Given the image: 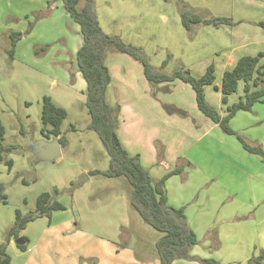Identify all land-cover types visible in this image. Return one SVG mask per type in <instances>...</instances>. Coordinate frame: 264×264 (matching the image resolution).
I'll return each instance as SVG.
<instances>
[{
  "label": "rangeland",
  "instance_id": "rangeland-1",
  "mask_svg": "<svg viewBox=\"0 0 264 264\" xmlns=\"http://www.w3.org/2000/svg\"><path fill=\"white\" fill-rule=\"evenodd\" d=\"M93 2L102 31L141 48L155 71L171 75L186 69L193 77H200L213 65L215 80L205 88L204 94L221 115L227 105L236 103L243 94V83L239 82L237 91L228 96L227 105L221 101V77L230 68L228 60L244 54L241 47L255 49L261 44L260 52H264V29L259 25L264 23V0ZM83 4L80 1L78 8ZM184 12L202 20L227 19L229 24L218 27L192 24L187 32L180 18ZM239 29H257L260 33L241 38L237 35ZM40 36L32 35L28 41ZM244 42L249 44L246 46ZM81 43L79 27L60 4L55 14V42L47 43L50 47L46 52H38V56L33 52L36 58L33 62L25 58L13 65L7 60L0 62L3 145L9 147L5 158L12 161L10 171L0 163V183L7 196L6 204L0 205V244L5 242L6 232L13 225L15 210H20L22 215L32 213L37 197L48 192L65 206L64 210L55 212L59 263L66 259L67 264H104L107 250L113 245L116 250H124L125 259L152 264L153 259L159 261L155 244L160 233L132 209L129 184L123 177L89 174L94 170L106 171L109 158L95 132L88 129L86 85L75 61ZM111 53L105 62L113 81L106 97L109 104L118 103L123 109L119 131L123 147L132 156L139 155L140 164L153 179L181 167L180 174L168 176L165 181L171 200L168 204L183 207L185 214L197 220L198 225L189 227L198 235L195 234L198 250L208 256L205 260L246 264L260 251L252 253L251 249L240 257L229 254L232 243L236 248L247 243L243 238L239 242L237 237L226 239L232 225H244L242 216L228 215V206L234 200L229 188L240 187L243 191L247 180L252 190L259 185L258 179L263 174L248 159L254 156L242 148L236 136L225 134L197 110L194 92L188 84L180 80L160 84L162 88L157 86L152 95L142 66L129 56ZM165 61L166 66L161 68ZM259 64L264 67V60ZM44 97L67 113L61 124L67 145L61 147V156L53 162L38 161L29 150L32 143L45 140L40 121ZM254 108L250 112H238L229 126L248 144L264 149V106L255 104ZM54 190H58V195L53 194ZM46 219L29 222L21 234L34 240L33 229L45 225ZM69 219L70 229L60 233L64 220ZM215 244L217 247L211 249ZM11 249L17 248L6 247L10 257ZM64 249L68 255L65 258Z\"/></svg>",
  "mask_w": 264,
  "mask_h": 264
},
{
  "label": "trees",
  "instance_id": "trees-1",
  "mask_svg": "<svg viewBox=\"0 0 264 264\" xmlns=\"http://www.w3.org/2000/svg\"><path fill=\"white\" fill-rule=\"evenodd\" d=\"M59 1V0H52ZM51 1V2H52ZM62 7L69 18L78 25L82 38V44L76 52L75 61L77 70L86 85L85 108L90 118L88 129L95 132L109 158L106 171H91L90 175H102L107 178L123 177L130 186L129 200L132 209L152 229L160 233L155 247L160 264H172L175 260H195L204 264H221L214 260H200L190 256L191 249L198 244L195 233L189 227L184 208L173 207L168 204L165 181L168 176L180 174L182 168L177 167L168 175L153 179L147 169L139 160V156H131L122 146L118 136L119 105L109 104L107 101V89L111 84V76L106 66V57L109 52L129 56L142 66V72L147 81L151 93L160 84L180 80L188 84L194 92L197 110L213 124L217 125L225 134L236 136L242 148L252 155L264 158V149L260 146H253L245 142L230 126V120L237 112H250L255 104L264 106V68L259 65L263 53L256 56L241 57L236 64L228 71H225L221 78L220 92L221 101L227 105L228 96L237 91L239 82L243 83V94L239 100L227 105L225 115L221 116L205 99L204 87L212 85L214 67L210 65L204 74L198 78L193 77L189 70L179 69L171 75L157 72L150 65L143 50L124 43L118 36L104 33L97 21L93 0H60ZM84 4L79 9L78 4ZM50 4V2H49ZM45 16L37 13L34 20ZM183 28L190 32L191 25L203 24L218 27L221 24H229L227 19L202 20L196 15H189L184 12L180 16ZM264 29V23H259ZM33 23H28L24 33H9V48L6 51L9 60L13 59L16 42L26 36L32 29ZM49 44L34 46L33 52L38 56L40 52H46ZM39 52V53H38ZM166 66V61L161 68ZM152 95H154L152 93ZM67 113L64 109L56 106L49 97L42 99V111L40 121L42 124L41 134L45 140L57 138L60 147L67 145L66 138L62 135L61 124ZM5 128L0 120V163L11 170L12 161L5 158L9 147L3 145ZM162 159V154L159 155ZM163 160V159H162ZM180 163L185 164L183 161ZM188 164V163H187ZM189 165V164H188ZM54 190V195H58ZM7 196L4 187L0 183V205L6 204ZM65 206L55 199L48 192L41 193L35 202V209L32 213L22 215L20 210H15L13 225L7 230L5 242L0 244V264H10L11 258L6 252L7 244L11 240L21 237V232L27 224L37 218L46 217L50 221L52 212L64 210ZM25 243L16 245L20 251H25L27 239L22 237ZM264 250L255 257L249 259L246 264H263Z\"/></svg>",
  "mask_w": 264,
  "mask_h": 264
},
{
  "label": "crops",
  "instance_id": "crops-1",
  "mask_svg": "<svg viewBox=\"0 0 264 264\" xmlns=\"http://www.w3.org/2000/svg\"><path fill=\"white\" fill-rule=\"evenodd\" d=\"M51 1L52 0H0V62L3 60L4 61L7 60L11 62V64L13 65L14 62L21 61L22 58H25L27 62H33L34 61L33 58H35L33 56L34 55L33 48L35 44L43 46L49 42L51 43L55 42V14H56V9H58V6H60V4L62 5V2L60 0L57 2L55 1L51 2ZM37 13H42V14L44 13L45 16H41V18L34 20V17ZM29 22L33 23L31 31L26 36H23L21 39H19L16 42L13 59L9 60L6 52L9 48V39H8L9 33H24L28 27ZM249 33L259 35L260 31L257 29L256 30L239 29L237 35L238 37L248 39ZM37 34H41V36L39 38H36L35 41H28L29 39L32 38V35H37ZM248 44L249 43L244 42V45L247 46ZM260 46L261 44L258 46V48L255 49H247V47H241L240 50L243 51L244 54L238 57H231L228 60L230 67L229 70L236 64V62L241 57L244 56H255L258 53H263V56L260 59L261 61H263L264 52H260L261 51ZM255 52H257V54H254ZM110 54L112 53L110 52ZM108 70L112 82L113 76L109 68ZM206 87L207 86L204 87V90ZM160 88H162V85L160 86ZM85 91H86V87H85ZM254 106L252 108L253 110H255L256 108V107L254 108ZM119 108H120L119 116H118L119 125L116 131L118 138H119V131L122 126L121 116L123 111L120 105ZM224 115L225 113H222L221 116ZM129 155L131 154L129 153ZM251 156L254 157H250V158L248 157V159H251L254 163H256V165L260 167L258 173L263 174V176H260V178L258 179L259 185L252 190L250 189L251 182L247 180V182H245L243 185V191L241 190L240 187L238 189L229 188V190H231V193L234 194V200L228 206V215H231L232 217L242 216L244 218V225L242 224L232 225L227 232L228 235L226 239L233 240L234 238L237 237L238 242L240 241L241 238H243L244 241L247 242L243 245L239 243L240 244L239 248H236L234 243L230 245L229 254L236 257L246 256L248 251H251V249H252V253L261 251L263 250L264 247V158L257 157V155L256 156L251 155ZM177 158L178 156L175 157L176 160ZM166 195H167L168 203L171 202L169 195L167 193ZM55 212H52L50 221L46 219L45 225H40L38 227L36 226V228L33 229L34 240H30L25 235L20 234L21 237H25L27 239L26 250L25 251L18 250L15 252V250L17 249H11L12 256L10 257L11 258L10 264H61L58 262L59 257H61V252L58 249V247H56L55 245V241L59 240V236L55 235ZM185 216L188 219L189 226L193 224L198 225L197 220L194 218H190L188 213H186ZM71 221H72L71 219L64 220V223L61 225L63 228L60 229V233L63 230L70 229ZM28 224L26 228L29 226ZM220 233L222 234V232ZM221 234H219V237L221 240H224ZM241 235L243 236L241 237ZM13 245H15L14 240H11L7 245V248L9 249ZM195 246L192 248L190 256L195 259L205 260L208 256L201 253V251L198 250L199 247L197 246L195 247ZM211 247L212 246H209L208 248ZM216 247L217 244H215V246H213L211 249H215ZM58 252H60V254ZM67 256H68L67 250L64 249L62 253V257L65 258ZM125 258H126V254L124 250H116L115 247L112 245L111 249L107 250V259L104 262V264H143L144 263V262L137 263L134 259L130 260V258L127 259ZM152 262H153L152 264H160L159 261H156L154 259L152 260ZM62 264H67L66 259L64 261L62 260ZM172 264H196V263L191 261L188 262L187 260L186 262L175 260L172 262Z\"/></svg>",
  "mask_w": 264,
  "mask_h": 264
},
{
  "label": "water",
  "instance_id": "water-1",
  "mask_svg": "<svg viewBox=\"0 0 264 264\" xmlns=\"http://www.w3.org/2000/svg\"><path fill=\"white\" fill-rule=\"evenodd\" d=\"M30 152L41 162H53L61 156V147L57 138L52 140H39L29 146ZM15 245H23L22 237L14 240Z\"/></svg>",
  "mask_w": 264,
  "mask_h": 264
}]
</instances>
